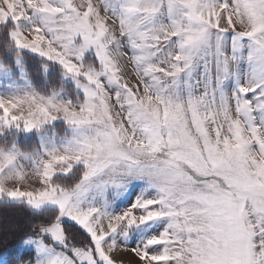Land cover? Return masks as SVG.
<instances>
[{"label": "snow or ice", "instance_id": "obj_1", "mask_svg": "<svg viewBox=\"0 0 264 264\" xmlns=\"http://www.w3.org/2000/svg\"><path fill=\"white\" fill-rule=\"evenodd\" d=\"M0 264H264V0H0Z\"/></svg>", "mask_w": 264, "mask_h": 264}, {"label": "trees", "instance_id": "obj_2", "mask_svg": "<svg viewBox=\"0 0 264 264\" xmlns=\"http://www.w3.org/2000/svg\"><path fill=\"white\" fill-rule=\"evenodd\" d=\"M24 219L25 212L22 208L0 204V255L15 242L12 233Z\"/></svg>", "mask_w": 264, "mask_h": 264}, {"label": "rangeland", "instance_id": "obj_3", "mask_svg": "<svg viewBox=\"0 0 264 264\" xmlns=\"http://www.w3.org/2000/svg\"><path fill=\"white\" fill-rule=\"evenodd\" d=\"M115 258L118 261H122V264H138L137 259L134 256V254H132L129 251L120 252Z\"/></svg>", "mask_w": 264, "mask_h": 264}]
</instances>
